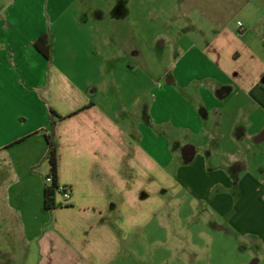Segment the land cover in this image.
<instances>
[{"label": "crops", "instance_id": "obj_1", "mask_svg": "<svg viewBox=\"0 0 264 264\" xmlns=\"http://www.w3.org/2000/svg\"><path fill=\"white\" fill-rule=\"evenodd\" d=\"M151 4L0 0V264H117L185 189L264 254V0Z\"/></svg>", "mask_w": 264, "mask_h": 264}, {"label": "rangeland", "instance_id": "obj_2", "mask_svg": "<svg viewBox=\"0 0 264 264\" xmlns=\"http://www.w3.org/2000/svg\"><path fill=\"white\" fill-rule=\"evenodd\" d=\"M179 0H152L155 32L164 17L177 16ZM163 15V16H162ZM155 51V74L161 65ZM117 264H264V254L252 238L240 235L229 216L216 212L208 200L185 189L170 198L167 209L142 229H135L130 246Z\"/></svg>", "mask_w": 264, "mask_h": 264}, {"label": "trees", "instance_id": "obj_3", "mask_svg": "<svg viewBox=\"0 0 264 264\" xmlns=\"http://www.w3.org/2000/svg\"><path fill=\"white\" fill-rule=\"evenodd\" d=\"M36 49L43 54L45 57H49V48L46 46V43L44 42V39L41 38L38 41L35 42ZM52 114L57 117L58 119H62L60 116H57L54 112ZM54 126H55V120H52L51 125V133L47 136L48 141V151L47 155L45 157V160L49 163L51 168V175L50 177L53 178V181L51 184H47V187L45 189V208L47 211H52L59 204L57 203V196L59 195V183H58V145L55 140V133H54Z\"/></svg>", "mask_w": 264, "mask_h": 264}, {"label": "built area", "instance_id": "obj_4", "mask_svg": "<svg viewBox=\"0 0 264 264\" xmlns=\"http://www.w3.org/2000/svg\"><path fill=\"white\" fill-rule=\"evenodd\" d=\"M53 181L52 177H47L46 182L47 184H51ZM59 194L63 197L65 202L69 201L71 199V190L67 187L59 185Z\"/></svg>", "mask_w": 264, "mask_h": 264}]
</instances>
